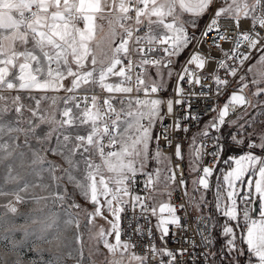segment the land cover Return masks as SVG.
Returning a JSON list of instances; mask_svg holds the SVG:
<instances>
[{
    "label": "crops",
    "instance_id": "obj_1",
    "mask_svg": "<svg viewBox=\"0 0 264 264\" xmlns=\"http://www.w3.org/2000/svg\"><path fill=\"white\" fill-rule=\"evenodd\" d=\"M250 1L227 0L211 16L210 9L214 0H141L143 10L140 17L150 36L172 35L175 38L173 65L168 68L161 65L147 67L146 79L163 85L166 90L170 89L175 76V73H171V68L178 66L187 54L188 47L184 42L186 32L209 30L211 19L215 15L217 18L226 14H234L236 17L244 15ZM127 4L128 0H0V83L7 84L8 88H16L15 90L28 96L29 145L34 141L40 145L39 148H43L45 142L50 140L61 143L57 150L80 148L85 147L90 136L96 135L97 150V141L101 135L97 112L95 109H78L69 91H127V67L123 59L128 43L121 37L119 23ZM31 7H36L38 12L32 19L26 20L21 10ZM117 108L120 128L117 139L122 155L121 164H126L131 150L138 146L147 150L162 108L160 101L155 98L142 105L118 103ZM1 126L3 118H0ZM228 131L236 134V129L227 128L225 132ZM263 132V129L255 132L257 143V136ZM240 139L242 140L241 137ZM261 143H264V135L261 136ZM257 151L260 150L257 148ZM256 162V158H253L243 185L228 187L223 179V169L228 167L222 166L224 163L210 179L207 213L213 216L215 224L225 222V218L215 207L216 184H221V208L223 203L230 204L235 213L237 206L238 215L242 216L243 193L249 190L250 171L256 166ZM257 189L264 192V160L255 178V190ZM229 196L230 201L226 199ZM255 203L256 214L253 207ZM109 204L115 210L113 221H117L118 225L117 200L110 199ZM250 212L252 219H259V200L255 193ZM230 223L236 227L235 221ZM236 232L237 246L244 249V254L238 257L239 264H247L249 253L245 239H242L246 237V232L241 233L238 227ZM214 238V264H233L236 259L234 254L224 251L223 256L221 255L226 239L221 238L220 227H215ZM122 248L128 252L127 245ZM253 253L256 254L254 248ZM261 254L264 255V251ZM250 264H264V260H254Z\"/></svg>",
    "mask_w": 264,
    "mask_h": 264
},
{
    "label": "built area",
    "instance_id": "obj_2",
    "mask_svg": "<svg viewBox=\"0 0 264 264\" xmlns=\"http://www.w3.org/2000/svg\"><path fill=\"white\" fill-rule=\"evenodd\" d=\"M225 1L227 0H214L210 15ZM142 10L141 0H128L127 8L119 18L121 37L128 43L123 59L127 67V91L118 93L88 89L71 90L69 94L78 109H95L97 112L101 129L97 141V154L100 158L109 157L119 149L118 103L142 105L152 98L160 101L162 113L152 138V150L166 156L169 161L168 178L171 180V188L168 201L162 205L155 204L147 174L142 171L133 172L125 188H115L112 192L119 208L118 240L127 245L128 253L138 258L140 264H168L170 258L164 255L163 249L176 254V264H214L213 257H209L206 262L202 255L213 249V244L205 246L202 243V235L214 238L215 227L210 232L208 227L215 224L213 216L209 213H195L188 199L187 179L192 176L188 175L186 167L188 143L192 133L204 122L209 125L213 120L219 122L226 118L229 123L233 121L231 124L237 125V116L242 117L244 113L249 115V98L244 91L247 82L244 78L251 60L264 45V0H252L244 15H220L214 30L186 32L184 42L188 47L187 54L178 64L168 90L149 82L145 77V69L159 65L168 68L173 65L175 38L172 35L151 37L142 25ZM21 12L26 20H30L38 9L31 7ZM233 93L241 96L239 103L233 98ZM221 105L227 111L224 118L219 113ZM189 114H200L201 119L198 122L188 120L186 117ZM227 128V125L224 126L223 131ZM216 135L214 130H210L208 138L201 137L197 151H213L210 137ZM251 139L255 141L254 138ZM202 142L205 148L200 147ZM248 142H245V148L241 151L246 150ZM253 151L256 155L264 156L257 148ZM227 155L225 153L216 162L207 154L202 158L196 156L199 167L194 174L195 190H209L199 184V174L204 167H214L213 177ZM263 160L256 157V166L250 171L249 188L252 191L248 194L253 195V198L250 202L244 201L241 208V213L246 216L251 213L255 178ZM245 204H248L247 208ZM173 207L181 218L180 225H169L168 235L162 238L156 224L161 216L171 215ZM162 208L165 210L163 214ZM182 250L186 251L179 254Z\"/></svg>",
    "mask_w": 264,
    "mask_h": 264
},
{
    "label": "rangeland",
    "instance_id": "obj_3",
    "mask_svg": "<svg viewBox=\"0 0 264 264\" xmlns=\"http://www.w3.org/2000/svg\"><path fill=\"white\" fill-rule=\"evenodd\" d=\"M216 19L212 17L208 31L216 28ZM244 81L249 115L235 119L242 140L264 130V45L251 60ZM8 87L0 83V264H140L123 250L126 245L118 240L109 202L116 200L115 188H125L129 176L142 171L154 203H167L168 158L153 152L152 140L147 150H131L126 164H121L120 149L98 157L96 135L80 148L57 150L61 143L50 140L43 148L34 141L29 145L28 96ZM232 96L238 103L242 99L237 93ZM219 113L226 116L224 105ZM206 127L204 122L192 133L186 154L187 173L192 175L187 179L188 199L195 213L204 214L207 192L195 190L194 174L199 167L198 140ZM203 175L202 170L199 179Z\"/></svg>",
    "mask_w": 264,
    "mask_h": 264
},
{
    "label": "snow or ice",
    "instance_id": "obj_4",
    "mask_svg": "<svg viewBox=\"0 0 264 264\" xmlns=\"http://www.w3.org/2000/svg\"><path fill=\"white\" fill-rule=\"evenodd\" d=\"M186 119L193 122H198L201 119V116L200 114H189L187 115ZM226 125L230 129H237V126L235 124L229 123L226 118L219 120V122L217 120H213L211 124L207 125L206 129L202 130L201 135L202 138H208L210 136V130H214L215 133H217L216 136L210 137L212 140L213 151H211L210 153H200L199 151H197L196 155L200 156L201 158L205 154L210 155L213 158L214 162H216L220 160L221 156H223L225 153H228V155L223 159L224 165L228 166L227 168L223 169V172L225 174L223 176V179L227 182L228 187L234 188L238 184L243 185L245 183V177L246 174H248L247 169H250L252 167L253 158L259 157L260 159H264V156L256 155L253 152V149L256 148H258L261 152H264V143H261V136L264 135V133H261L259 136H257L259 143L251 139V136H256L257 133H253L251 136H246L245 139L247 138L249 142L246 145V150L241 151V149L245 148V139H240L243 133L238 129L237 134H233L232 131L224 132L223 128ZM247 126L248 125H245V127ZM200 147L205 148V144L202 142ZM217 153L219 154V158H217ZM246 154H250V156ZM213 171L214 167H205L203 169L204 175L200 178L199 184L205 190L211 187L209 178L212 177ZM220 187L221 184L217 183L215 188V207L217 209V212L225 218V222L222 224H211L208 227L209 232L214 227H220L221 238L226 239V245L222 246L221 255L223 256L224 251H229L230 254H234L236 257V259L233 261V264H239L238 257L244 254V249L243 247H238L236 243V228L238 227L240 228L241 233L246 232V237H242V239H245L249 253L247 264H250V262L254 260H264V255L261 254V252L264 251V192L260 191L259 189L254 190V193L259 200V219H252L250 215L246 216L243 212L242 216L238 215L237 206L235 213H233L230 204L223 203V207L221 208L219 203ZM248 189L249 190L247 192L243 193L242 198L243 201L250 202V200L253 198V195L247 194L249 191H252V189ZM233 195H236V193L233 192ZM226 199L230 201L231 196ZM245 205V208H247L248 204ZM164 212L165 210L162 208L161 213L163 214ZM201 219L203 220L204 218ZM180 220L181 218L176 214V210L174 207L172 209L171 215H168L166 217L161 216L158 219L156 227L160 230L162 238L168 235L169 225L179 226ZM232 221L236 222V227H234L230 223ZM202 243H204L205 246L214 244V238L211 237V235H209L208 237H204L202 235ZM249 245H251L252 247H249ZM193 247H195V244H193ZM253 248L256 250V254L253 253ZM183 251L186 250H182L179 254H183ZM163 252L164 255H167L170 258L168 264H176V254H174L173 251L163 249ZM202 255L207 262V259L209 257H213L215 254L212 252H205Z\"/></svg>",
    "mask_w": 264,
    "mask_h": 264
},
{
    "label": "water",
    "instance_id": "obj_5",
    "mask_svg": "<svg viewBox=\"0 0 264 264\" xmlns=\"http://www.w3.org/2000/svg\"><path fill=\"white\" fill-rule=\"evenodd\" d=\"M254 214H256V211H257V203L254 204Z\"/></svg>",
    "mask_w": 264,
    "mask_h": 264
}]
</instances>
